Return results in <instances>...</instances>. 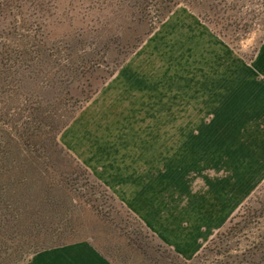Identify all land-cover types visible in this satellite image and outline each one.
I'll return each instance as SVG.
<instances>
[{
  "label": "rangeland",
  "instance_id": "obj_1",
  "mask_svg": "<svg viewBox=\"0 0 264 264\" xmlns=\"http://www.w3.org/2000/svg\"><path fill=\"white\" fill-rule=\"evenodd\" d=\"M160 1L178 4L157 24ZM152 63L186 83L194 109L212 95L201 93L212 78L225 81L219 95H231L232 71L243 84L253 63H264V0H0V157L9 147L13 166L17 158L40 164L10 173L24 180L17 208L41 218L0 245L5 264L79 241L114 264H264V109L178 115L177 127L193 129L171 141L143 131L155 122L152 106L127 88ZM207 121L224 127L219 147L200 146ZM138 154L156 155L146 172L176 176L175 219L184 214L186 230L197 220L206 230L194 260H178L106 182L132 172L137 164L127 159ZM69 208L72 226L59 233L50 225Z\"/></svg>",
  "mask_w": 264,
  "mask_h": 264
},
{
  "label": "crops",
  "instance_id": "obj_2",
  "mask_svg": "<svg viewBox=\"0 0 264 264\" xmlns=\"http://www.w3.org/2000/svg\"><path fill=\"white\" fill-rule=\"evenodd\" d=\"M159 68L160 66L156 63L149 64L146 69L135 71V78L131 77L134 80L129 79L130 81L128 82L130 86L127 90L136 92L137 99L142 101L143 106L145 101H149V104L152 106L153 115L156 118L155 122L147 124V127L143 131L153 133L163 132L168 135L167 138L171 141L177 131L184 132L192 131L193 129L187 125L177 127L175 118L178 115L224 116L234 115L236 112L241 111V109L242 113H245L247 107L249 109H264V63H253V67L250 69L248 75L249 80L243 84L242 78L236 75L235 71H232L231 86H229V93L231 95L227 97L223 93L219 95V92L224 91L223 86L225 82L218 78L219 76H217L218 79L214 80L212 78L209 82L203 84L201 93L203 94V90L205 89L210 90L212 92L210 94L212 95L202 96L200 108L196 109H194L192 104L191 107L190 103L187 102L189 100V90L186 87V83L182 80L181 82L177 81L174 77L160 75ZM232 69L234 70V67ZM201 79L203 80L204 77ZM215 81H217L218 85L216 88L210 84ZM214 89H216V92ZM209 100L212 103H209ZM180 101H185V104H182ZM193 109L196 111L194 112ZM165 117L167 119H164ZM199 130L202 133L200 136V146L202 149L210 147V142H213V147H219L220 131L224 130L222 125L212 124L207 121L200 124ZM210 132L216 134L211 136ZM141 145L144 148L145 142L142 141ZM190 145L193 146L192 141ZM188 153L192 156V151ZM155 158V154L149 156L138 154L136 159H127L128 162H135L137 167L132 172L120 174L119 179L115 178L114 180V175L116 174L113 173L111 178L106 179V182L110 187L120 189L122 201L164 246L181 260L186 262L192 261L203 250L204 242L208 241L207 232L201 229L203 225L199 220L193 226L192 220H190V226L188 225L189 227L192 226L190 231L186 230L184 214L180 215V220L175 219L177 214L174 212V204L179 201V198L175 196L177 192L176 176L170 174L167 177H161L160 171L146 172L144 164H155ZM200 162H207L204 150H202L200 155ZM157 163H159V160ZM171 200L173 205L171 204ZM27 264L114 263L92 242L79 241L43 250L34 255Z\"/></svg>",
  "mask_w": 264,
  "mask_h": 264
},
{
  "label": "trees",
  "instance_id": "obj_3",
  "mask_svg": "<svg viewBox=\"0 0 264 264\" xmlns=\"http://www.w3.org/2000/svg\"><path fill=\"white\" fill-rule=\"evenodd\" d=\"M163 4H167L163 1H160V5L159 8L162 9H158V23L157 24H161L173 11V9L175 8L174 6H176L178 4V2L175 1V3L173 5L170 6H165ZM165 6V7H164ZM146 8L142 10V12H145ZM154 29H151L149 31L150 35L152 32H154ZM146 39H144L142 41V43L145 42ZM92 98L91 95H88L86 97L87 100H90ZM73 117H71L72 119ZM71 121V120H70ZM66 122L63 124V126L61 127L60 131L61 132L68 124L69 122ZM8 138V137H7ZM56 139V138H55ZM7 141V139H5ZM5 141V142H6ZM8 145V144H7ZM8 155L6 154L4 158H2L3 156L0 157V245L3 244V242L10 238L14 232H20L22 230H24V221L29 219L31 222H35V223H39L40 222V218L38 215V213H36L34 210L32 211L31 209H18V203L21 202V196L23 192H21L20 190H16L17 187L24 185L21 184V181L24 180H18V179H13L12 175L10 173L17 171V169L20 172L23 171H27L28 168L29 170L32 168H39L40 164L33 162L32 164L30 162H28L27 160H23L20 161L18 158L14 159L15 165L13 166V163L11 162L10 158H13V152H11V149L8 147ZM10 163V164H9ZM9 164V166H7ZM46 167H49V165L47 164ZM7 168V169H5ZM85 172V171H84ZM86 173V172H85ZM28 178V177H27ZM29 179H32L31 177ZM29 183H26L25 186H28ZM14 205V207H13ZM16 209V212L14 213V215L12 216L10 214L11 210ZM22 211H24L22 213ZM63 216L62 218H64L63 220H59V223L57 224H52L50 226L56 227L58 228V232L59 233H66L70 228H71V224L72 221V213H71V208H69L68 210L64 209L63 212ZM13 217V218H12ZM12 218V220H16L17 224H10L12 223V221H10ZM70 244V243H69ZM63 245H67V244H63ZM63 245H58L55 247H59V246H63ZM55 247H51V248H55ZM2 247L0 246V264H5V262L7 261V253L2 251L1 249ZM51 248H46L43 250H47V249H51ZM41 250V251H43ZM40 251V252H41ZM171 253H173L171 250H169ZM16 253V252H15ZM39 253V252H38ZM174 254V253H173ZM176 256V255H175ZM199 257V256H197ZM178 260H181L178 256H177ZM183 261V260H181Z\"/></svg>",
  "mask_w": 264,
  "mask_h": 264
}]
</instances>
